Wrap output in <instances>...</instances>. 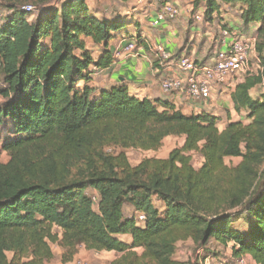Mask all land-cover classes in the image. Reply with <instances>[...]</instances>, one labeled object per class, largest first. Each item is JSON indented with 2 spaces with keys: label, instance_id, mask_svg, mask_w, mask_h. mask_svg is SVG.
I'll return each mask as SVG.
<instances>
[{
  "label": "trees",
  "instance_id": "obj_1",
  "mask_svg": "<svg viewBox=\"0 0 264 264\" xmlns=\"http://www.w3.org/2000/svg\"><path fill=\"white\" fill-rule=\"evenodd\" d=\"M14 3L2 6L0 22V264H47L52 245L63 250L62 263L82 246L117 253L110 264H199L174 259L187 241L196 249L231 244L233 261L264 264V93L252 96L264 84V0H193L195 8L204 4L205 21L221 4H239L242 26L260 24L246 30L259 71L231 94L244 121L226 112L222 130L219 117L183 115L168 102L130 95L124 84L91 85L112 63L109 41L121 32L129 38L130 19L97 18L86 0H58L39 5L29 21L32 12ZM86 38L101 48L96 60ZM167 137L183 143L165 159L129 164L125 150L156 152ZM193 153L202 158L198 169Z\"/></svg>",
  "mask_w": 264,
  "mask_h": 264
},
{
  "label": "crops",
  "instance_id": "obj_2",
  "mask_svg": "<svg viewBox=\"0 0 264 264\" xmlns=\"http://www.w3.org/2000/svg\"><path fill=\"white\" fill-rule=\"evenodd\" d=\"M103 2L104 1L102 0L100 1L101 4H103ZM135 2L142 4L144 9H147V15H142V17L145 16L146 24H139L135 20L136 17H132L130 19L131 25L129 27L133 29V34H131L129 30L128 38L121 32L110 40L108 45L112 59V55L116 49L124 47L129 41H135L136 49L134 54L118 60L112 59V63L108 68L96 71L95 75L92 77L91 85L97 89H109L119 84H124L130 95L138 99H147L151 101L161 100L168 102L173 104L176 110H179L186 116L205 112L221 118L220 122H227L226 117H224L226 116V112L229 113L231 120H233L234 115L239 116L232 110L231 94L234 90L232 91L225 87L222 89H216L211 98L205 102L194 101L188 98L186 94L180 92H163L160 87L161 81L166 76H172L175 74L174 70L170 68L168 64L161 63L158 56L153 52V46L157 44L162 45L164 50L174 57L185 55L195 62H204L210 58L214 52V42L219 38L221 27L237 28L241 30L249 29L248 31L251 33L253 31V33H255L254 27L258 24H252L247 27L242 26L239 11L240 5L221 4L218 13L213 15L211 21L204 20V23H202L194 21L193 18L189 20L186 11L182 10L180 17L176 20L169 23H160L156 28H152L151 24L161 8V3H159L158 0H131L127 3L134 5ZM86 3L89 10H91L97 18L105 17L100 15L101 7L98 6L97 3L95 6H93L92 0H86ZM203 6L200 4L197 7L199 8L197 12L203 11ZM234 16L237 17V21L233 19ZM107 19H111V17ZM134 26L139 28L138 31L141 36L140 44H137L136 39L132 37L136 32ZM84 42L86 44V49L91 52L92 58L96 60L101 53L100 46L95 45L90 38H86ZM131 209L133 210L132 207ZM128 217L130 216L128 215ZM118 238L126 243H130V236H118ZM216 245L221 249L230 251L231 244H229L227 248H224L219 244ZM109 253L118 255L114 252ZM61 254L62 253L59 252V255ZM246 259H248L250 264H255L248 256H246ZM223 262L224 261L220 263L223 264Z\"/></svg>",
  "mask_w": 264,
  "mask_h": 264
},
{
  "label": "built area",
  "instance_id": "obj_3",
  "mask_svg": "<svg viewBox=\"0 0 264 264\" xmlns=\"http://www.w3.org/2000/svg\"><path fill=\"white\" fill-rule=\"evenodd\" d=\"M161 0H158L160 2ZM23 10L32 12L31 6L23 7ZM180 10L170 3H161V8L156 14L152 28L160 23H169L180 16ZM204 15V13H202ZM196 22H202L200 14L193 16ZM241 29L221 27L219 38L214 42L212 56L204 62H195L188 56L174 57L167 53L162 45H154L153 52L161 63L168 64L174 70L172 76H166L160 83L165 93L180 92L194 101H208L219 86L234 90L235 86L244 81L251 74L252 59L255 60V36L243 35ZM136 42L129 41L124 47L116 49L112 55L113 60L134 54ZM257 63L258 60L256 59ZM259 65V63H258ZM94 204L97 202V194H93ZM136 222L142 223L145 216L136 214ZM232 260V258L230 257ZM230 264H247L245 258L232 260Z\"/></svg>",
  "mask_w": 264,
  "mask_h": 264
},
{
  "label": "rangeland",
  "instance_id": "obj_4",
  "mask_svg": "<svg viewBox=\"0 0 264 264\" xmlns=\"http://www.w3.org/2000/svg\"><path fill=\"white\" fill-rule=\"evenodd\" d=\"M93 1V6H95V4L97 3L98 6L101 7L100 12L102 16H105L107 18L111 17H117V16H121L124 18H128L131 19L132 17H136V22H138L139 24H146L145 21V16L142 17V15H147V9H144V7L142 6V4H138L135 2V4H131V3H121L118 0H102L104 1L103 4L100 3L101 0H92ZM170 1V2H169ZM14 4L19 5V8H23L26 7V5H31L33 9L31 14H28V20L32 21L34 20L37 15H38V7L41 4H48L50 6H57L58 4V0H42V1H38V5L32 3H26L23 4L22 0H14ZM174 3L173 5H175L177 8H179L180 13L181 11L185 10L186 14L190 19L193 18V16L200 14L203 18L202 23H204V15L202 14L203 11L201 12H197L199 8H195L194 7V3L193 0H161L159 3ZM10 4V0H0V22L2 21L1 18L6 16L7 11L3 10L2 6L3 5H7ZM22 4V5H20ZM203 6V4H201ZM97 7V6H96ZM204 7V6H203ZM91 11V10H90ZM92 13V12H91ZM180 17V16H179ZM178 17V18H179ZM237 17L234 16V20L237 21L236 19ZM172 22V21H171ZM137 23V24H138ZM260 24H258L257 26H259ZM254 27V29H256V27ZM221 27V26H220ZM128 31L130 30V33L133 34V29L130 27H127ZM241 33L243 35H248V31H246L245 29H243L241 31ZM211 52V50H210ZM257 59V54L255 53V60L252 59V64H251V74H256L259 71V65L256 61ZM224 88L223 86H219L217 89H222ZM264 93V84L256 87L253 91H252V96L254 98H257L260 94ZM4 102V100L0 97V106L2 105V103ZM244 115L245 112H243L241 115L236 116L234 115L233 120L231 121H244ZM226 117V116H224ZM221 120V118H220ZM227 124L226 121L220 122L219 124V129L222 130L225 125ZM183 143V139L182 138H177V137H167L163 140L162 146L161 148L156 151V152H152V151H140V150H134V149H128L125 150L124 153L128 159V162L131 166H137L143 159L146 158H156V159H165L169 152L172 151L174 148H178L182 145ZM108 153H117L119 152L118 150H112V149H108L107 150ZM1 161L3 163H6L8 161V156L4 153L1 156ZM191 163L192 166L195 169L200 168L201 164H202V158L199 154L197 153H193L191 154ZM240 163V159H226L225 160V164L228 166H236ZM87 194L92 196L93 194H95L93 191H87ZM94 209L96 210V206H94ZM132 210L130 206L125 205L124 209H123V213L125 214V216H131L133 215V210ZM127 240V239H125ZM51 250L53 253V259L47 263V264H110L112 261H114L115 259H117L119 257V255H116L113 253H107V252H93V251H87L84 249V247L79 246L77 248V251L75 253V255L73 256V260L71 262L68 263H62L59 258L62 256L59 255V252H63V250L59 249L58 246H51ZM140 252V251H138ZM60 256V257H59ZM231 257V252L229 250H224L221 249L219 246L216 245V243L214 241H211L205 249H196L193 244L190 241H187L185 243H179L177 244L176 247V252L174 255V259L177 261H191V262H195V259H198L199 264H221L220 262L224 261L223 264H230L232 262V260L230 259ZM247 264H250L248 259H245Z\"/></svg>",
  "mask_w": 264,
  "mask_h": 264
}]
</instances>
